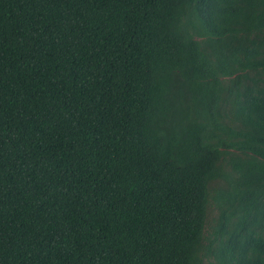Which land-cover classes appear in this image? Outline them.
Returning a JSON list of instances; mask_svg holds the SVG:
<instances>
[{
    "label": "trees",
    "instance_id": "1",
    "mask_svg": "<svg viewBox=\"0 0 264 264\" xmlns=\"http://www.w3.org/2000/svg\"><path fill=\"white\" fill-rule=\"evenodd\" d=\"M0 264H264V0H0Z\"/></svg>",
    "mask_w": 264,
    "mask_h": 264
},
{
    "label": "rangeland",
    "instance_id": "2",
    "mask_svg": "<svg viewBox=\"0 0 264 264\" xmlns=\"http://www.w3.org/2000/svg\"><path fill=\"white\" fill-rule=\"evenodd\" d=\"M216 214H217V209L212 206V208L210 209V218H212V219L215 218ZM210 232H212V230H210Z\"/></svg>",
    "mask_w": 264,
    "mask_h": 264
}]
</instances>
